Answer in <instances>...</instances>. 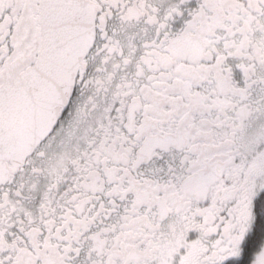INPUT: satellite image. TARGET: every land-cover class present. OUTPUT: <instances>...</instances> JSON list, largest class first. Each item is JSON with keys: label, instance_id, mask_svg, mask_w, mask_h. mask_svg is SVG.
Here are the masks:
<instances>
[{"label": "snow or ice", "instance_id": "6c2138e0", "mask_svg": "<svg viewBox=\"0 0 264 264\" xmlns=\"http://www.w3.org/2000/svg\"><path fill=\"white\" fill-rule=\"evenodd\" d=\"M0 264H264V0H0Z\"/></svg>", "mask_w": 264, "mask_h": 264}]
</instances>
